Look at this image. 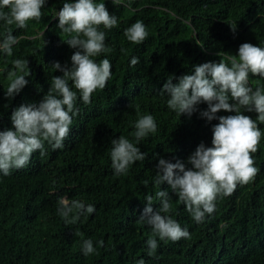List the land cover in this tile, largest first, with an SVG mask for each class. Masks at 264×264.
<instances>
[{
	"label": "trees",
	"instance_id": "obj_1",
	"mask_svg": "<svg viewBox=\"0 0 264 264\" xmlns=\"http://www.w3.org/2000/svg\"><path fill=\"white\" fill-rule=\"evenodd\" d=\"M64 2L47 0L38 21H29L24 29L10 26L19 42L11 57L0 52V131L12 128L15 108L38 104L53 77L63 75L52 67L54 63L71 66L77 49L62 41L70 37L57 27L56 12ZM95 2H104L118 20L111 30L101 26L111 51L93 58L111 62V78L103 90L92 94L90 104L77 99L80 114L73 118L62 149L54 151L45 143L43 158L37 151L26 168L8 176L0 173V264H136L140 259L145 264H264V124L258 122L262 137L253 154L258 175L253 182L238 185L232 195L218 198L215 212L203 223L194 222L166 182L154 183L160 158L180 160L190 168L188 157L200 143L211 146L212 126L219 122H208L199 111L189 118L168 109L167 96L160 92L164 83L169 76L190 74L196 65L238 54L242 43L264 47V0H132L131 7L128 0L123 5ZM137 20L149 34L140 45L123 35ZM4 35L0 21V40ZM132 57L140 61L134 67ZM14 59L28 60L31 75L21 92L9 99L5 91ZM249 83L254 89L264 88V79L251 74ZM198 108L205 110L207 105ZM148 114L155 118L157 132L138 145L146 159L135 162L126 174L115 175L111 141L124 136L134 142V123ZM234 114L221 111L217 116ZM244 114L256 119L254 112ZM160 190L168 191L169 214L190 238L158 240L156 254L150 257L146 241L151 228L138 219L147 195L153 197V210H158ZM61 197L94 205L95 212L65 225L57 213ZM85 239L96 248L87 257L81 250ZM99 240L104 241L102 248Z\"/></svg>",
	"mask_w": 264,
	"mask_h": 264
},
{
	"label": "clouds",
	"instance_id": "obj_2",
	"mask_svg": "<svg viewBox=\"0 0 264 264\" xmlns=\"http://www.w3.org/2000/svg\"><path fill=\"white\" fill-rule=\"evenodd\" d=\"M46 2L0 0V21L5 27L0 52L9 57L13 55V46L19 38L12 34L10 26L24 29L29 21H38ZM111 2L113 5L124 4V0ZM131 3L132 0H128L127 6L131 7ZM56 17L57 27L70 37L62 41L77 51L70 58V67H62L59 62L53 64L52 67L63 75L53 77L42 100L38 104H22L15 108L10 116L12 128L0 131V173L4 176L13 170L26 168L37 151L43 158L46 155L45 143L54 151L62 149L69 137L73 118L80 114L77 99L84 105L90 104L92 94L97 89L103 90L112 75V65L107 58L99 62L93 59L111 51L106 48V32L101 30V26L111 30L118 24L117 17L109 14L105 3L67 0L56 12ZM231 28L235 31L236 26ZM123 35L130 43L140 45L149 34L143 21L137 20L124 30ZM217 55L223 56L222 53ZM139 62L138 57H132L130 66L134 67ZM11 63L5 91L9 99L21 92L28 84L26 77L31 75L28 60L14 59ZM250 74L264 79V47L242 43L238 54H229L219 62L196 65L190 74L178 78L169 76L160 90L161 95L167 96L168 109L177 115L191 118L199 111L200 117L208 122L219 121L212 126L211 146L200 143L188 157L190 168L180 160L172 163L164 158H160L156 165L155 185L161 186L166 182L197 224L215 212L218 198L232 195L238 185L253 182L259 173L254 166L253 154L259 151L262 137L259 124H264V88L254 89L249 83ZM173 79L177 82L173 83ZM200 104H206L207 108L200 110ZM221 111L235 114L217 116ZM245 112L256 113V119L245 115ZM134 129V142L124 136L111 141V167L117 176L126 174L135 162L146 159L147 154L142 153L138 145L149 134L157 132V123L152 115H142L135 121ZM156 198L160 200L158 210H153V197L147 195L146 207L138 219L151 228L146 241L150 257L156 254L158 240L178 242L182 238H190L189 231L182 229L169 214L172 205L168 191L156 192ZM58 205L57 213L65 225L76 224L81 216L95 212L94 205L69 201L67 197H61ZM97 246L102 248L104 241H97ZM81 250L85 257L96 253L91 239L83 240ZM136 264H145V261L140 259Z\"/></svg>",
	"mask_w": 264,
	"mask_h": 264
}]
</instances>
